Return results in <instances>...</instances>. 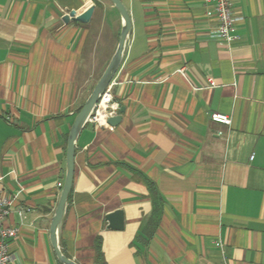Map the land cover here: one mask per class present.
I'll return each instance as SVG.
<instances>
[{
    "label": "crops",
    "instance_id": "1",
    "mask_svg": "<svg viewBox=\"0 0 264 264\" xmlns=\"http://www.w3.org/2000/svg\"><path fill=\"white\" fill-rule=\"evenodd\" d=\"M98 1L76 23L62 16L94 0H0V188L18 225L8 264H62L50 223L67 139L121 27ZM121 1L131 32L110 90L124 110L77 135L60 250L78 264H264V0L234 1L229 45L207 0ZM116 209L119 230L105 220Z\"/></svg>",
    "mask_w": 264,
    "mask_h": 264
},
{
    "label": "water",
    "instance_id": "2",
    "mask_svg": "<svg viewBox=\"0 0 264 264\" xmlns=\"http://www.w3.org/2000/svg\"><path fill=\"white\" fill-rule=\"evenodd\" d=\"M118 11L121 18V27L119 31L118 41L113 54L111 55L107 65L99 76L98 80L94 84L91 92L82 103L79 108L74 121L71 125L66 147V164H65V176L60 191L59 199L50 223V241L54 249V252L62 264H78L73 259L66 257L60 250L58 244V236L64 216L67 197L70 193L73 171H74V151L75 141L77 135L88 120V116L92 112L99 96L111 82L124 53V49L128 40V36L131 32V18L130 13L124 3L121 0H109ZM94 9V3L89 5L83 12L76 14L75 11L70 10L62 16L64 22L74 21L76 23H87L90 20ZM124 110L123 106L119 107V111ZM121 119V114H115L107 119V124L116 125ZM105 220L107 221V227L114 230L122 229L124 226L123 212L121 209H116L105 214Z\"/></svg>",
    "mask_w": 264,
    "mask_h": 264
},
{
    "label": "built area",
    "instance_id": "3",
    "mask_svg": "<svg viewBox=\"0 0 264 264\" xmlns=\"http://www.w3.org/2000/svg\"><path fill=\"white\" fill-rule=\"evenodd\" d=\"M213 6L217 16V27L214 36L221 43L227 45L239 39L235 31V17L233 15V3L235 0H207ZM119 103L114 100L110 90V83L99 96L92 112L88 116V121L102 125L107 124V119L118 113ZM210 118L214 121L229 124L230 116L220 112H213ZM252 157V155L250 156ZM62 186L61 183H58ZM29 208L18 209L22 220ZM11 213V200L0 188V264H8L12 259L10 251V239L18 233V225H10L8 218Z\"/></svg>",
    "mask_w": 264,
    "mask_h": 264
},
{
    "label": "trees",
    "instance_id": "4",
    "mask_svg": "<svg viewBox=\"0 0 264 264\" xmlns=\"http://www.w3.org/2000/svg\"><path fill=\"white\" fill-rule=\"evenodd\" d=\"M94 4L95 5H98L99 4V1L98 0H94ZM118 36H119V34H118ZM98 247V246H97ZM101 256V253H100V250H99V248H98V257H100Z\"/></svg>",
    "mask_w": 264,
    "mask_h": 264
},
{
    "label": "rangeland",
    "instance_id": "5",
    "mask_svg": "<svg viewBox=\"0 0 264 264\" xmlns=\"http://www.w3.org/2000/svg\"><path fill=\"white\" fill-rule=\"evenodd\" d=\"M111 50H112V48L110 49V52H111ZM110 52H109V53H110ZM110 54H111V53H110Z\"/></svg>",
    "mask_w": 264,
    "mask_h": 264
}]
</instances>
